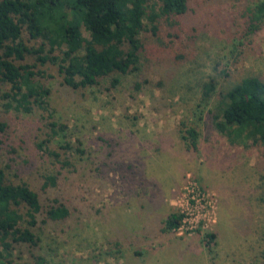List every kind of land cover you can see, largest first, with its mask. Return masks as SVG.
I'll return each mask as SVG.
<instances>
[{
    "label": "rangeland",
    "instance_id": "rangeland-1",
    "mask_svg": "<svg viewBox=\"0 0 264 264\" xmlns=\"http://www.w3.org/2000/svg\"><path fill=\"white\" fill-rule=\"evenodd\" d=\"M262 1L191 0L185 15L143 33L139 72L116 87L117 74L74 90L58 65L28 55L21 64L42 74L48 111L6 110L10 86L0 83L7 180L28 184L45 209L58 199L70 210L60 222L39 215V246L16 245L14 264H264V143L233 144L215 124L221 93L245 78L264 81V28L247 32ZM211 79L216 90L205 101ZM53 121L67 130L49 141ZM183 124L197 129V151L182 139ZM67 143L72 150L61 149ZM50 176L57 185L46 189ZM173 213L185 214L184 226L164 233Z\"/></svg>",
    "mask_w": 264,
    "mask_h": 264
},
{
    "label": "trees",
    "instance_id": "trees-1",
    "mask_svg": "<svg viewBox=\"0 0 264 264\" xmlns=\"http://www.w3.org/2000/svg\"><path fill=\"white\" fill-rule=\"evenodd\" d=\"M190 1L0 0V83L10 86L3 95L7 101L5 109L32 113L34 107L46 111L50 108L47 98L51 92L38 81L42 74L35 71V65L21 64L28 55L36 56L42 65H58L65 84L74 90L95 87L116 74L119 77L112 85L118 86L122 77L140 70L143 33L156 34L163 17L185 15ZM251 17L247 32L254 35L264 28V1L255 7ZM84 29L90 39L84 36ZM24 33L31 40H41L42 46L30 48L23 39ZM216 84L214 79L204 84L205 101L215 93ZM220 97L217 129L233 144L264 143V81L259 77L245 78ZM49 126V141L67 130L66 125L55 121ZM183 126L182 139L187 148L197 151V129ZM6 129L7 124L0 121V133ZM61 149L68 151L73 147L67 143ZM52 155L58 157L56 153ZM56 185L57 177L50 176L44 188ZM43 213L48 222L64 221L70 216L69 208L58 199L45 209L36 191L26 183H10L0 167V264H14L11 258L16 245L39 246L40 238L34 228ZM184 219V214H171L163 231H178ZM215 240L213 233L203 238L210 253Z\"/></svg>",
    "mask_w": 264,
    "mask_h": 264
},
{
    "label": "built area",
    "instance_id": "built-area-1",
    "mask_svg": "<svg viewBox=\"0 0 264 264\" xmlns=\"http://www.w3.org/2000/svg\"><path fill=\"white\" fill-rule=\"evenodd\" d=\"M181 214H183V213H181ZM184 215H185V214H184ZM185 219H186V216H185ZM185 219H184V222H185ZM183 226H184V223H183ZM183 226H182L181 228H183ZM181 228H180V229H181ZM180 229H179V230H180Z\"/></svg>",
    "mask_w": 264,
    "mask_h": 264
},
{
    "label": "crops",
    "instance_id": "crops-1",
    "mask_svg": "<svg viewBox=\"0 0 264 264\" xmlns=\"http://www.w3.org/2000/svg\"><path fill=\"white\" fill-rule=\"evenodd\" d=\"M168 219V218H167ZM166 222V221H165ZM165 222H164V225H165ZM164 232V231H163ZM164 233H171V232H164Z\"/></svg>",
    "mask_w": 264,
    "mask_h": 264
}]
</instances>
